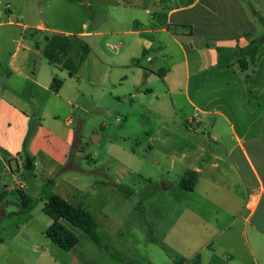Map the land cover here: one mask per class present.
Segmentation results:
<instances>
[{"label":"crops","instance_id":"1","mask_svg":"<svg viewBox=\"0 0 264 264\" xmlns=\"http://www.w3.org/2000/svg\"><path fill=\"white\" fill-rule=\"evenodd\" d=\"M115 4L144 11L132 15L129 26L115 31L122 37L114 45L116 54L125 49L116 66L132 67L119 77L129 81L123 94L125 99L131 97L129 109L136 99L151 94L159 102L157 116L166 132L150 138L162 143L168 140L172 113L187 131H176L180 137L170 140H190L180 157L174 147L167 155L172 169L179 162L184 176L189 170L196 172L193 188L183 189L182 179L162 183L169 191L175 190L177 195L170 193L182 206L175 223V245L190 250L185 258L201 253L202 264H264V41L247 75L236 61L220 64L218 51L245 48L253 38L264 39V0H116ZM8 25L24 30L28 26L13 21ZM36 29L47 31L49 27L40 19ZM35 39L2 38L0 30V166L15 179L22 168L28 169L30 160L40 176L38 182L52 180V193L83 206L75 195L80 192L77 185L69 191L55 179L58 171L69 168L66 165L76 140L73 124L78 105L73 99L84 95L81 65L70 69L55 63V55L64 56L65 62L70 54L60 46L48 50L56 38H44L45 47L33 46ZM59 39L94 54L97 71V63L102 62L97 56L100 46L97 49L81 38ZM145 55L150 65L140 63ZM85 59L82 55L81 63ZM100 75L99 89L107 94L110 74ZM54 77L61 82L58 88ZM116 86L112 83L111 94ZM101 95L98 107L112 113ZM153 160L161 165L160 159ZM20 184L34 198L42 194L35 184L16 181L17 187ZM76 246L69 251L78 257L77 264L95 263L87 261Z\"/></svg>","mask_w":264,"mask_h":264},{"label":"rangeland","instance_id":"2","mask_svg":"<svg viewBox=\"0 0 264 264\" xmlns=\"http://www.w3.org/2000/svg\"><path fill=\"white\" fill-rule=\"evenodd\" d=\"M115 3L116 0H0L2 38H36L33 46L42 47L47 44L44 38H56L48 50L60 46L70 54L65 56V62L64 56L55 55V63L61 62L70 69L81 65L78 69L84 95L73 99L78 105L74 109L78 121L73 124L76 140L66 165L69 168L58 171L55 179L69 191L74 190V185L80 188V192L74 193L97 218L104 246L94 242L81 228L64 221L78 237L76 250L82 251L87 261L93 260V264H182V258L190 255L186 246L175 245V223L182 206L162 183H170V179L179 182L184 176L183 164L177 162L172 169L167 153L174 147L180 157L190 140L187 137L170 140L177 138L176 131H187L172 113L168 116L172 118L168 123L171 128L167 131L168 140L162 143L158 138H150L166 132L162 119L157 116L159 102L151 94L136 99L134 107L129 109L131 97L127 94L125 99L123 95L127 93L129 81L119 77L132 67L116 66L125 49L123 46L116 54L114 45L122 37L115 31L129 26L130 17L136 13L143 15L144 11L121 8ZM40 19L49 30L36 29ZM9 21L28 26L24 30L8 25ZM59 38H81L97 45V49L100 46L97 56L102 62L97 63V71L94 54H89L88 49H75ZM82 55L83 60L86 58L84 63L80 60ZM140 63L150 65L146 55ZM102 72L110 74L106 80L107 94L99 89ZM112 83H117L115 94L110 92ZM68 94L74 96L72 92ZM100 95L105 107L113 109L112 113L98 107ZM147 107L151 110L145 111ZM153 158L160 159L161 165L155 164ZM18 174L17 178L10 179L0 166V264H77L74 251L61 249L45 233L51 218L43 211L44 193L55 188L47 185L48 180L38 182L40 176L33 168H22ZM16 181L35 184L42 193L37 196L31 188H25L36 195L34 206L27 212H16L20 205L19 193L23 190L17 187ZM113 252L120 257L113 256Z\"/></svg>","mask_w":264,"mask_h":264},{"label":"trees","instance_id":"3","mask_svg":"<svg viewBox=\"0 0 264 264\" xmlns=\"http://www.w3.org/2000/svg\"><path fill=\"white\" fill-rule=\"evenodd\" d=\"M263 41L264 39L259 37L253 38L245 48H219L220 64L227 61H236L240 65L242 71H244L246 75L249 74L253 70L257 49ZM53 83L54 87L58 88L61 82L57 77H54ZM32 166L31 164L28 169L32 168ZM196 177V172L191 170L187 171L180 181V186L185 190L192 189ZM52 182L53 181L50 180L47 185H51ZM170 192L177 195L174 190H170ZM19 194L20 205L16 212L23 213L29 211L34 206L35 199L23 191H20ZM44 198L43 211L52 219V223L47 227L45 233L51 241L56 243L63 250H70L77 244L78 237L73 231L66 227L63 222L65 220L81 228L94 242L104 246L99 235V223L88 209L82 205H74L56 193L46 192L44 193ZM105 246L106 249H109L107 245ZM112 254L117 258L120 257L116 252ZM182 260V264H202L201 253H196L190 258L184 257Z\"/></svg>","mask_w":264,"mask_h":264},{"label":"water","instance_id":"4","mask_svg":"<svg viewBox=\"0 0 264 264\" xmlns=\"http://www.w3.org/2000/svg\"><path fill=\"white\" fill-rule=\"evenodd\" d=\"M26 165H27V167H29L31 165L30 160L27 161V164Z\"/></svg>","mask_w":264,"mask_h":264},{"label":"built area","instance_id":"5","mask_svg":"<svg viewBox=\"0 0 264 264\" xmlns=\"http://www.w3.org/2000/svg\"><path fill=\"white\" fill-rule=\"evenodd\" d=\"M7 8H8V5H7ZM20 187H21V184H20Z\"/></svg>","mask_w":264,"mask_h":264}]
</instances>
